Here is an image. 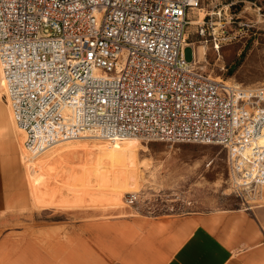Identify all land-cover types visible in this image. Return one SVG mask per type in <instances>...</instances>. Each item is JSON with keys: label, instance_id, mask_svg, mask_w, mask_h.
<instances>
[{"label": "built area", "instance_id": "built-area-1", "mask_svg": "<svg viewBox=\"0 0 264 264\" xmlns=\"http://www.w3.org/2000/svg\"><path fill=\"white\" fill-rule=\"evenodd\" d=\"M203 2L0 0L3 94L25 148L84 134L215 144L233 192L263 194L264 85L215 78L196 62L186 25ZM222 39L212 32L215 51Z\"/></svg>", "mask_w": 264, "mask_h": 264}, {"label": "rangeland", "instance_id": "rangeland-1", "mask_svg": "<svg viewBox=\"0 0 264 264\" xmlns=\"http://www.w3.org/2000/svg\"><path fill=\"white\" fill-rule=\"evenodd\" d=\"M201 9L191 11L188 21L202 12L199 23L210 25L206 34L197 33L199 23L186 25L187 41L206 47L199 65L236 85H264V0H204ZM212 32L223 38L219 51ZM183 55L191 60V47ZM0 107H6L4 94ZM7 121L0 110V130ZM139 137L92 135L24 157L15 128L1 133L0 142L17 144L30 203L5 215L0 264H81L83 247L107 248L121 258L124 248L134 247L130 243L163 245L199 231L216 239L218 264H242L243 258L257 264L252 254L264 247V193L233 192L225 150Z\"/></svg>", "mask_w": 264, "mask_h": 264}, {"label": "crops", "instance_id": "crops-1", "mask_svg": "<svg viewBox=\"0 0 264 264\" xmlns=\"http://www.w3.org/2000/svg\"><path fill=\"white\" fill-rule=\"evenodd\" d=\"M0 110L8 117V121L1 126L0 131L12 134L14 126L7 103L6 107H0ZM26 186L25 174L21 167L15 140H11L10 145L0 142V227L9 222L5 215L29 208L30 200L26 194ZM246 209L238 211L245 212ZM201 234L199 231L179 240L178 238H169L167 243L157 246H149L147 243L136 245L130 243L129 246L134 247L124 248L121 251V258H117L107 248L103 250L101 247L98 249L83 247L81 264H218V252L214 251L217 247L216 239L210 235H205L206 237L203 238ZM85 241L86 239L83 238V245H85ZM114 244L117 247V243ZM213 246L215 247L213 248ZM120 249L118 248V250ZM255 251V253L252 252V255L257 256V260H255L257 264H264V247L261 246ZM242 264H249V260L243 258Z\"/></svg>", "mask_w": 264, "mask_h": 264}, {"label": "bare ground", "instance_id": "bare-ground-1", "mask_svg": "<svg viewBox=\"0 0 264 264\" xmlns=\"http://www.w3.org/2000/svg\"><path fill=\"white\" fill-rule=\"evenodd\" d=\"M196 10H202V9H196ZM203 13L202 12H199L198 13V18L196 20H190L189 21V24H197L201 21V19L203 18ZM206 54V47L205 46H195V59H196V62L200 63L199 61V55H205ZM0 86H1V90H2V94H3V71H2V67H1V64H0ZM9 109H10V113H11V117H12V120L14 122V128H15V131L16 133H19L20 134V137H21V152H22V156H26V152H28L30 154L31 157H33L34 155H40V154H43V153H46L48 150L52 149L53 147H56V146H61V145H64L70 141H73V140H78V139H82V138H86V137H89V136H92L93 134H84V135H81L77 138H73V139H69V140H64V141H61L47 149H45L44 151L38 153V154H31L24 146V131L16 124L14 118H13V113H12V108L6 98V96L4 97ZM98 136V135H97ZM104 138H108V137H104ZM137 138H140L139 136H124V137H117V138H110L112 140H137ZM141 139V138H140ZM17 146V144H16ZM14 147V145H13ZM109 164L108 167L106 168V170L109 172L113 169V165H114V160L112 159V161L110 160L109 161ZM105 188H108V187H105ZM104 188V189H105ZM115 203V201H113ZM112 202V204H113Z\"/></svg>", "mask_w": 264, "mask_h": 264}]
</instances>
